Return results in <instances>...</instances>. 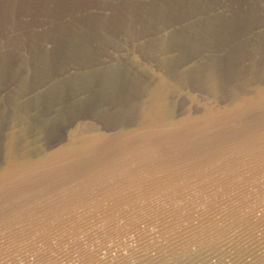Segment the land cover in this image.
I'll return each mask as SVG.
<instances>
[{
  "label": "water",
  "instance_id": "water-1",
  "mask_svg": "<svg viewBox=\"0 0 264 264\" xmlns=\"http://www.w3.org/2000/svg\"><path fill=\"white\" fill-rule=\"evenodd\" d=\"M0 264H264V0H0Z\"/></svg>",
  "mask_w": 264,
  "mask_h": 264
}]
</instances>
